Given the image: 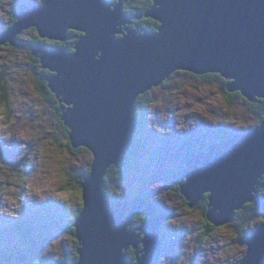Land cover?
<instances>
[{"label":"water","instance_id":"95a60500","mask_svg":"<svg viewBox=\"0 0 264 264\" xmlns=\"http://www.w3.org/2000/svg\"><path fill=\"white\" fill-rule=\"evenodd\" d=\"M124 1L22 3L14 24L0 33V46H14L17 34L29 29L56 42H65L70 31L80 33L73 53L52 46L32 49L41 68L55 73L45 81L62 96L55 93L63 105L61 120L69 130L70 147L93 157L81 185L83 208L73 224L79 261L58 264H157L165 217L157 215L153 204L145 206L143 196L110 203L103 193L107 171L126 166L139 96L186 72L217 73L228 81L227 91L239 92L250 103L264 100V0H152L139 19L153 20L158 27L144 33L127 28L132 22ZM184 163L180 193L189 209L208 195L206 220L212 226L230 223L247 204L262 206L258 189L264 177V119L244 133L230 131L227 139ZM139 212L147 220L133 228ZM261 224L246 240L239 264H264ZM139 247L134 260H128L126 252ZM24 258L19 256V262L29 264Z\"/></svg>","mask_w":264,"mask_h":264},{"label":"rangeland","instance_id":"374dc122","mask_svg":"<svg viewBox=\"0 0 264 264\" xmlns=\"http://www.w3.org/2000/svg\"><path fill=\"white\" fill-rule=\"evenodd\" d=\"M42 1L0 0V28L8 25V15L21 3L31 5ZM15 38L25 47L31 45L33 34L29 29ZM45 46L54 47L46 44L39 47ZM32 64L26 49L0 50V72L5 69L7 93L6 105L0 106V253L5 257L8 251L14 250L20 242L14 227L26 221L27 229L23 231L32 228L34 234L30 239L35 243L32 248L36 247L34 253L38 260L58 264L72 258L68 255L75 244L70 233L53 227V222L50 224L46 211L55 214L60 210L59 204L64 203L74 212L81 197L76 176L88 169L93 157L81 150L69 151L54 109L35 92L37 82L32 76ZM219 87L218 83L178 72L165 85L153 88L147 97L151 103L147 104L143 115L136 118L145 125L148 145L141 144L135 158L137 165L127 170L125 178L106 189L110 203L114 199L147 195L150 200L144 199L145 206L153 204L158 210L157 205H161L166 210L167 220L163 221L161 233L164 249L158 254V264H239V257L245 254L240 249L247 250L246 233L264 222L254 216L256 221L250 223L242 237L231 228H220L207 238L201 211L184 206L183 199L173 190L177 179L174 174L182 168L186 150L183 142L195 135V144L198 135L206 129L203 123L213 128L222 124L227 131L232 129L239 133L257 125V118L249 114L241 100L228 112ZM216 141V136H210L204 142L213 145ZM165 170H169V176L163 175ZM170 189L172 195H169ZM39 215L40 221L35 219ZM157 215L164 216L159 211ZM72 221L70 216L65 219L69 224ZM133 225L134 228L136 224ZM38 242L42 244L37 246Z\"/></svg>","mask_w":264,"mask_h":264},{"label":"trees","instance_id":"16d2710c","mask_svg":"<svg viewBox=\"0 0 264 264\" xmlns=\"http://www.w3.org/2000/svg\"><path fill=\"white\" fill-rule=\"evenodd\" d=\"M112 3H115L118 0H110ZM124 5V11L125 13L130 16L132 19L137 20L138 18H140L141 16H144L145 12L148 11V9L152 6V0H125L123 2ZM10 16L9 21H8V25L5 27H1L0 28V32H3L5 30H8L10 28V26H12L14 24V22L16 21V16H15V12L12 11L10 12V14L8 15ZM136 25H140L142 27H144L145 31L143 32H156L157 31V27L158 24L156 22H154L153 20H146L143 17V21L142 24L139 22ZM30 32L33 33V41L31 42V45H27V46H23L20 45V41L17 38L15 41L14 46H11L10 44H6L3 46H0V50L3 51H20L21 49H26L27 50V55L28 58L30 60V62H32L33 64L31 65V72H32V76L33 79L35 80V82H37V85L35 86V92L39 97H43L44 100L50 104L52 106V108L55 111V116L56 119L58 120L59 126L61 128V131L63 132L62 134L64 135L65 139L67 140L68 143V148L70 152H78V151H84L86 153H89L87 150L80 148L78 150H73L70 147V142H69V130L64 126L62 120H61V116H62V108L63 105L59 103V101L56 99L55 97V93H53L51 91V89L47 86V82L44 80V78L48 75H51L49 70H44L41 69L40 67V61H39V57H35L32 54V49L34 46H43L45 45V41L40 39L38 37V35L36 34V31L34 29H31ZM80 35V34H79ZM71 36V35H69ZM74 41V38L69 39V41H67L68 43H72ZM39 44H43V45H39ZM75 45V44H74ZM74 45H58V46H54L56 48L58 47H66L69 53H73L74 52ZM5 69L0 72V106H5L6 105V87H5ZM187 75L190 78H203L206 81H209L211 83H218L219 84V89L220 92L223 96L224 101L226 102V108L227 111L229 112L234 103L236 101H243L244 105H246L248 107V111L249 114L254 115L258 122L257 125L260 124V122L263 121L264 119V100L263 99H258L256 102L254 103H250L248 102L246 99H244L242 97V95L239 92H229L227 91V83L228 81L223 79L219 74L217 73H207V74H203V75H194V74H189L187 73ZM4 83V84H2ZM150 92H147L146 94L139 96L135 102L134 105V109L136 112V118L141 114L143 115L144 111L146 110V106L147 104L151 103V101L149 102L147 97L150 95ZM136 124H139L138 126V131L135 133L134 137H133V147L130 148V150L128 151L127 155H126V166L125 167H111L105 177H104V184H103V191L105 192V194L108 196V198H110V195H108L106 193V189L110 186H115L118 185L122 179L125 178V174L127 172V170H130L131 168H133L135 166V164L137 165V162L135 161L136 158V154L138 152V149H141V144H145V142H147L146 140V136H145V126L143 121L141 120L139 121H135ZM221 126H216L215 128H213L212 132H219ZM139 135L142 137L139 138ZM201 139V138H198ZM223 141V140H222ZM221 141V142H222ZM91 165V164H90ZM90 173V166L88 167V169L82 174L83 176L78 180L79 183V188L81 191V185L83 182V178L85 176H87ZM178 188V191L176 190V196L183 199L184 197L181 195L180 193V188ZM259 193H260V201L262 203V206L256 207L255 205L252 204H247L243 207V209H241L240 211H237L234 213L233 219L230 223L220 227V228H231L237 235H239L240 237H242V234L246 233V230L250 227V223L251 222H255L256 221V217L260 218V219H264V177L261 180L260 183V187H259ZM145 199V198H144ZM118 200V199H117ZM148 200V199H147ZM80 204L77 206V211L75 210L74 212H71L68 210V207L64 204V203H60V210L59 212H54L55 214H48V211L46 216L48 217V221H51L50 224H52V222L54 223L53 227H58L60 230H62V232H66V233H70V235L72 236L73 240H74V244H75V249L73 250V253L70 255L72 258H66L69 261L72 262H78L79 261V256L77 253V250L79 248V242L76 238L75 235V228L73 226L75 220L77 219L79 213L82 211L83 208V200H82V196L80 197L79 200ZM54 204H56L54 202ZM186 206L188 207V202H185ZM197 208L199 211H201V217L203 218L204 221V232H205V236L207 238H210L213 233H215L218 229L220 228H216L214 226H212L211 224H209L206 220V213L208 210V195L205 196V201L202 202H198V204L194 207ZM46 209V208H44ZM41 215L35 217L36 220L41 219L40 217ZM72 217L73 221L69 224V222H65V219H67L68 217ZM56 217V218H55ZM147 220V217L144 216L143 214H139L134 218V222L137 226H140L141 224H143L145 221ZM65 222V223H64ZM42 223V222H41ZM17 228H19V232L22 234V236L24 237H30L32 234H34L33 232H31L30 230L32 228H28L29 231L25 232L23 231L24 229H27V227H25V224L23 222H20L17 226ZM254 227L251 228L249 230V232H253ZM160 231V230H159ZM29 232V233H28ZM249 232L246 233V237L244 238L245 241L249 238V236L251 235V233L249 234ZM160 234V232H159ZM161 235V234H160ZM142 238L140 237L139 240H141ZM28 244V243H27ZM27 244L25 247V244H23L22 241L19 242L18 245L15 246V253H11V252H7L6 256L3 257V254H0V264H19V262L17 261V257L19 255V252H25L27 251ZM29 245V244H28ZM34 244L31 243V245L29 246H33ZM18 246H20V248H18ZM141 247H139L138 250H130L127 252V256H128V260H134L136 254L139 252ZM158 254L155 256V261L157 263V259H158ZM29 263L31 264H45L41 259H36V260H32L29 261ZM158 264V263H157Z\"/></svg>","mask_w":264,"mask_h":264},{"label":"flooded vegetation","instance_id":"af4514ba","mask_svg":"<svg viewBox=\"0 0 264 264\" xmlns=\"http://www.w3.org/2000/svg\"><path fill=\"white\" fill-rule=\"evenodd\" d=\"M25 4H27V3H25ZM126 16L128 17V19L129 20H131V24H130V27H128L127 26V28H129V29H131V30H136L138 33H144L143 31H145V29H144V27H142V26H140V25H136V24H138L139 22L142 24V21H143V18H141V19H137V20H134V19H132L130 16H128L127 14H126ZM146 19V18H145ZM146 20H150V19H146ZM124 30H126L125 28H123L122 29V31L124 32ZM32 33V32H31ZM33 34V33H32ZM37 34V33H36ZM68 35H71V36H68V38H67V40L65 41V42H56V41H50V40H47V39H42V38H40L39 36V38L40 39H42V40H44L45 41V43H46V45H54V46H58V45H65V46H68V45H74L75 43H76V41L78 40V36H79V33H77V32H74V31H70V32H68ZM70 37L71 38H74V41L72 42V43H68L67 41H69V39H70ZM122 37V35H118V38H121ZM39 45H43V44H39ZM37 47H39V46H37ZM39 48H41V47H39ZM169 81V80H168ZM168 81H166L165 83H164V85L168 82ZM135 121H136V119H135ZM203 129H205V130H202L203 131V133L202 134H199L198 136H199V138H201V139H198L197 140V142L195 143V144H193V139H194V137H195V135H193V136H191V137H187L186 138V140L183 142V145H184V149H186L185 150V152L183 153L184 154V157H183V161L185 160V158H187V157H189V156H192V155H195V154H197L198 152H202V151H207V147L209 146V144L207 143H205L204 141H205V139H207V138H209L210 136H212V137H217V141L215 142V144H218V143H220L222 140L224 141L225 139H227V135L229 134V132L230 131H233L232 129H230V131H227L225 128H224V126L225 125H222L221 124V128H220V130H219V132H212V130H213V127L211 126V125H209V124H204L203 123ZM138 126H139V124H137V130H136V132L138 131ZM145 126V125H144ZM217 125H215V127H216ZM214 127V128H215ZM146 129V128H145ZM235 131V130H234ZM202 140H203V143L202 144H200L201 142H202ZM215 144H213V145H215ZM148 145V143L147 142H145V144H144V146H147ZM178 145H181V143H178ZM202 146V148H199V146ZM133 147V146H132ZM183 161L181 162V165H182V168L178 171V172H175V176H176V180L173 182V183H175V187H173V190H177L178 191V188L177 187H179L180 188V186L182 185V184H184L185 183V180L183 179V178H181V173H182V171H183V168L185 167V163H183ZM164 174L163 175H167V176H169V174H170V172H169V170H165L164 172H163ZM83 175H78V176H76V179H79V178H81ZM171 190V189H170ZM172 195V190L169 192V195ZM81 196H82V188H81ZM139 196V195H138ZM205 196L206 195H204L203 196V198H202V200L200 201V202H202V201H205ZM144 198H147V199H149V197H147V195L145 196L144 195ZM78 200H80V196L78 197ZM150 200V199H149ZM150 202V201H149ZM185 202H187L186 201V199L185 198H183V205L184 206H186V204H185ZM80 204V202L77 204V205H79ZM157 207H158V211L159 212H162L163 213V215H164V217H166V215H168L167 213H166V210L161 206V205H157ZM76 211H77V208L75 209ZM74 210V211H75ZM52 214V213H51ZM142 214V213H141ZM139 215V214H138ZM56 218V217H55ZM69 218V217H68ZM72 218V217H71ZM167 219L165 218L164 219V222L166 221ZM163 227H164V224L161 226V228H160V234L162 233V229H163ZM160 238H161V241H162V244H163V246H162V251H163V249H164V242H163V238H162V234L160 235ZM38 246H40L41 244H37ZM128 251H130V250H128ZM127 251V252H128ZM161 251V252H162ZM12 252H14V250L12 251ZM72 253H73V251H72ZM71 253V254H72ZM35 253H33L32 255H30L29 253H28V250L27 251H25V252H19V255L18 256H26L27 255V260H28V262L29 261H32V260H36V259H38V257L36 256V254L34 255ZM70 254V255H71ZM70 255H68V256H70Z\"/></svg>","mask_w":264,"mask_h":264},{"label":"bare ground","instance_id":"6f19581e","mask_svg":"<svg viewBox=\"0 0 264 264\" xmlns=\"http://www.w3.org/2000/svg\"><path fill=\"white\" fill-rule=\"evenodd\" d=\"M118 28H119V27H118ZM79 34H80V33H79ZM68 36H69V35H67V38H68ZM79 36H80V35H79ZM66 40H67V39H66ZM55 48H56V47H55ZM58 48H64V49L67 50L66 47H58ZM67 52H68V50H67ZM68 53H69V52H68ZM39 61H40V60H39ZM40 67H41V64H40ZM41 69H42V68H41ZM44 70H45V69H44ZM50 73H51V75H48V76H51V77L54 76V75H53L54 73H52V72H50ZM48 76H46V77L44 78V80H45ZM46 82H47V85H48V81H46ZM49 88H50V87H49ZM50 89H51V88H50ZM53 92H54V91H53ZM54 93H56V95L59 96V94H57V91L54 92ZM60 96H61V95H60ZM60 96H59V97H60ZM61 98H62V96H61ZM64 105H65V104H64ZM67 106H68V105H67ZM68 107H69V108H72V106H68ZM69 108H68V109H69ZM259 187H260V186H259ZM258 190H259V189H258ZM103 193H104V195L108 198V196L105 194V192H103Z\"/></svg>","mask_w":264,"mask_h":264},{"label":"clouds","instance_id":"9594fccd","mask_svg":"<svg viewBox=\"0 0 264 264\" xmlns=\"http://www.w3.org/2000/svg\"><path fill=\"white\" fill-rule=\"evenodd\" d=\"M43 2V1H42ZM22 4V3H21ZM15 12V11H14ZM1 33V32H0ZM10 135V134H9ZM21 138H25V137H21ZM183 170H184V168H183ZM183 172V171H182ZM37 194H39V193H37ZM240 251H246V248H244V249H240ZM240 259H243V257H239ZM17 261L19 262V260L17 259ZM19 264H22V263H20L19 262Z\"/></svg>","mask_w":264,"mask_h":264},{"label":"snow or ice","instance_id":"6c2138e0","mask_svg":"<svg viewBox=\"0 0 264 264\" xmlns=\"http://www.w3.org/2000/svg\"><path fill=\"white\" fill-rule=\"evenodd\" d=\"M190 74V73H189Z\"/></svg>","mask_w":264,"mask_h":264}]
</instances>
